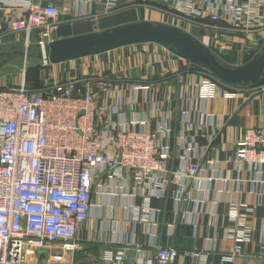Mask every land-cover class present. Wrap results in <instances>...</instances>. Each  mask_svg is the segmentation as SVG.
<instances>
[{
	"label": "crops",
	"instance_id": "crops-1",
	"mask_svg": "<svg viewBox=\"0 0 264 264\" xmlns=\"http://www.w3.org/2000/svg\"><path fill=\"white\" fill-rule=\"evenodd\" d=\"M135 1L109 12L92 9V17H81L71 0H43L58 9L56 27L49 38L151 21L187 31L231 66L251 60L264 47L263 32L241 33L229 29L224 22L184 17L170 0ZM13 34L0 43H10ZM39 34L33 32L28 45H37ZM27 60L19 81L11 86L23 80L41 90L70 78L105 77L112 89L106 96L100 94L97 127L108 117L107 108L115 105L116 95L122 93L126 101L123 122L127 126L140 117L146 123L136 128L156 132L164 123L170 131L163 133L160 143L168 144L169 166L176 169L183 162H198L202 170L200 179L185 178L179 186L169 174H160L162 187L153 188L150 211L139 209L137 213L135 208H143L147 196L131 176H125V195L120 196L110 194L113 183L106 173L98 175L91 195L93 206L76 231V250L58 255V243L40 250L27 249L30 261L104 264V250L123 244L127 249L123 264H135L138 256L153 260L159 245L178 251L171 264H264V166L253 169L235 157L236 146L246 131L264 128V75L257 84L246 87L223 89L218 85L214 96L205 98L199 87L205 70L154 43L124 46L56 64H46L39 53L36 60L26 57ZM134 85L139 88L134 90ZM110 119L117 121L118 116ZM232 207L238 209L236 220L228 215ZM142 216L148 221H142ZM239 223L248 230V240L240 242L241 253L229 259L238 245L235 238Z\"/></svg>",
	"mask_w": 264,
	"mask_h": 264
},
{
	"label": "built area",
	"instance_id": "built-area-1",
	"mask_svg": "<svg viewBox=\"0 0 264 264\" xmlns=\"http://www.w3.org/2000/svg\"><path fill=\"white\" fill-rule=\"evenodd\" d=\"M71 1L81 17L90 15L92 9L109 12L136 3ZM170 1L184 17L224 22L236 32L264 33V0ZM57 15V6L51 2L0 0V40L10 33L22 34L27 47L31 34L38 31V44L43 45L50 41ZM203 73L199 87L205 98H212L218 85L235 88ZM111 89V82L102 76L56 81L41 90L23 80L0 89V264H41L30 261L26 250L49 248L55 243L59 244L58 255L74 252L78 225L88 218L96 178L102 173L113 183L111 195H125L126 175L145 192L143 208L136 207V213L139 209L150 211L153 188L162 187L160 174H169L178 186L185 178L200 179L198 162H183L176 169L169 166L168 144L160 143L163 133L170 131L164 123L158 131L150 132L135 127L144 126V118L132 120L131 127L123 122L126 101L122 93L116 95L114 106H107L108 117L97 127L100 94L106 96ZM112 115L118 120L110 119ZM235 157L253 169L264 166V128L247 130L236 146ZM228 215L236 220L238 209L230 208ZM141 220L148 221L146 216ZM239 227L238 245L229 259L239 255V243L248 240V230L241 223ZM155 249L153 260L138 256L135 264H171L178 257L171 246ZM126 251L123 244L106 248L104 264H123Z\"/></svg>",
	"mask_w": 264,
	"mask_h": 264
},
{
	"label": "water",
	"instance_id": "water-1",
	"mask_svg": "<svg viewBox=\"0 0 264 264\" xmlns=\"http://www.w3.org/2000/svg\"><path fill=\"white\" fill-rule=\"evenodd\" d=\"M142 43L164 47L227 86L255 85L264 75V47L251 60L231 66L187 31L159 22L126 23L99 32L50 40L37 46L40 59L46 64H56Z\"/></svg>",
	"mask_w": 264,
	"mask_h": 264
},
{
	"label": "rangeland",
	"instance_id": "rangeland-1",
	"mask_svg": "<svg viewBox=\"0 0 264 264\" xmlns=\"http://www.w3.org/2000/svg\"><path fill=\"white\" fill-rule=\"evenodd\" d=\"M198 37L203 40L201 36ZM9 39L10 43H0V88L11 86L12 83L16 84L20 79V72L26 69L28 62L26 57L36 60L39 53V48L36 47L34 41L28 45L27 49L24 35L13 34Z\"/></svg>",
	"mask_w": 264,
	"mask_h": 264
},
{
	"label": "trees",
	"instance_id": "trees-1",
	"mask_svg": "<svg viewBox=\"0 0 264 264\" xmlns=\"http://www.w3.org/2000/svg\"><path fill=\"white\" fill-rule=\"evenodd\" d=\"M36 47L38 48V46H36ZM35 81H36V80H35ZM35 81H34V82H35ZM27 86H28V85H27ZM29 87H31V88H34V87H35V85L29 86Z\"/></svg>",
	"mask_w": 264,
	"mask_h": 264
}]
</instances>
